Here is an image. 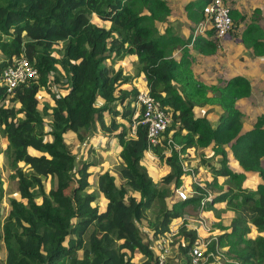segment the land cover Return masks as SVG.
<instances>
[{
    "label": "trees",
    "instance_id": "trees-1",
    "mask_svg": "<svg viewBox=\"0 0 264 264\" xmlns=\"http://www.w3.org/2000/svg\"><path fill=\"white\" fill-rule=\"evenodd\" d=\"M210 2L204 0L195 12L186 5L187 14L203 20ZM170 10L165 0H0V77L21 56L37 69V76L12 94L0 85V128L19 195L9 200L10 209L0 218L4 264H133L137 259L139 264H157L154 243L143 239L138 224L168 191L157 187L142 160L151 150L169 168L163 182L173 181L177 188L184 185L183 158L191 149L217 155V164L204 156L202 164L235 186L204 206L225 203L235 213L228 230L221 228L208 250L216 253L218 243L235 252L239 264H264V111H253L247 117L252 125L245 128L247 113L237 103L251 95L249 79L235 75L208 85L195 76L186 44L193 40L201 54H211L217 47L214 30H206L212 40L160 33ZM230 15L235 19L238 12L231 9ZM241 39L255 55H264V32L258 25L249 24ZM178 45L182 52L175 59ZM129 55L135 58L132 75L123 74L121 64L112 65ZM141 77L171 119L158 143L150 146L146 126L138 122L142 108L134 106L140 89L133 84ZM60 83L63 93L52 87ZM41 89L53 103L43 101L39 109ZM206 106L220 107L215 125L197 112ZM90 128L114 135L119 146L118 177L107 170L98 174L104 209L87 191L93 162L77 165L65 141V134L81 138V131ZM226 147L240 172L229 167ZM251 172L261 181L249 193L242 183ZM193 182L188 199L174 194L177 201L159 209L160 217L150 222L154 242L172 221L183 218L190 203L200 205L205 189ZM252 228L258 232L254 238L248 236ZM178 236V255H186V264L196 230L183 224ZM234 237L242 243H234ZM166 264L175 263L168 258Z\"/></svg>",
    "mask_w": 264,
    "mask_h": 264
},
{
    "label": "rangeland",
    "instance_id": "rangeland-1",
    "mask_svg": "<svg viewBox=\"0 0 264 264\" xmlns=\"http://www.w3.org/2000/svg\"><path fill=\"white\" fill-rule=\"evenodd\" d=\"M98 22V21H97ZM174 28L177 32H174L175 35L180 33L181 27L180 24H175ZM2 56L0 55V60ZM135 58L132 56H126L121 60V62L117 59V61H113L112 65L117 62V64H122L123 74L132 75L134 70L132 68ZM142 78L136 79L134 81V86H138L137 88H141ZM136 84V85H135ZM130 85L127 84L125 87H129ZM52 87L61 93L64 92V85L57 84L52 85ZM264 93V90H263ZM258 96V94H257ZM257 96L251 97L249 100H245V103L253 107L252 102H255L256 105H261L264 108V96L258 98ZM39 105L38 108L40 109L42 106V102H53L50 100L48 94L45 93V90L41 89L39 91ZM256 105L254 107H256ZM245 111L248 108L243 107ZM198 113H209L210 122L215 124L218 121V114L215 113L211 108H200L197 110ZM248 113V112H247ZM249 114L246 115V120H244V125L251 127L252 120L247 118ZM47 119V118H45ZM106 122H109V117H105ZM48 122V120H46ZM171 124V122H170ZM133 128H131V134L134 135L132 132ZM114 135L107 134L106 132L100 129H83L81 131V138L73 133L65 134V141L69 144L71 151L75 154L77 159V165H79L82 161L87 160L93 162L92 168V176L90 177L91 186L87 189L88 192H93L96 195V203L100 206L101 209L105 208L106 200L103 195L98 191L97 187V179L98 174L103 170L110 171L112 174L117 176V166L121 163L119 158V146L117 140ZM47 139H51L50 135L46 136ZM6 148V139L2 133L0 128V180H1V189L0 192V218L4 219L7 215L10 206L9 200L11 198L19 199V195L17 193V182L13 179L10 174L12 173L11 168L9 167V161L7 155L5 153ZM228 156H229V167L233 170L235 168V163L233 157H231V152L228 147H226ZM169 153V150L167 151ZM202 156L209 157L212 164H217V160L219 157L209 151L198 149L196 152L194 150L189 151V155L187 157H182L183 162L185 164L186 172L182 177L184 186L191 191V185L194 184L193 181H196L201 186L205 187L206 189L210 190L212 195L215 196L219 193L225 192L229 189V187H235L228 180L224 179L223 177L215 176L211 182L208 181V178L213 175L210 170L206 168L201 162ZM212 158V159H211ZM142 165L147 169L149 175L154 180L155 184L158 188L164 187L167 189L168 194L162 199L157 200L154 207L148 211V219L142 220L138 226L141 230L142 237L146 242H149L152 246L154 243L153 238V230L150 227V222H154L157 220V217H160L159 209H166L172 206V204L177 201L175 197V186L173 181L164 183L163 179L165 178L166 174L169 172V168L164 165L163 162L159 160V158L150 150L145 158L142 160ZM262 165L264 167V161H262ZM118 177V176H117ZM261 180L257 177V174L254 172L248 173L246 179L243 181L242 185L247 189L249 193L253 192L256 188L257 183ZM117 182L119 183L120 180L117 178ZM46 190L49 189L48 181L45 184ZM234 202L239 204V197H236ZM200 208V205L197 202L190 203L187 208H185L183 218L176 219L174 228L178 231L179 227L183 224L194 226L197 224L198 226V219L196 217L201 218L202 216L206 219L208 224L210 225V230L205 234L208 236V239L216 238L221 233V228H225L228 230L229 224H231V219L234 217L235 213L233 212V208L226 205L225 203H216L212 207H204L200 210V214L197 209ZM257 230L252 228L250 234L248 235L251 238L257 236ZM171 241V248H170V256L169 261L178 258L177 255V247L176 241L179 240L178 233L173 236ZM234 243L239 242L237 237L232 238ZM238 253V251H237ZM6 256V250L2 243H0V264H4ZM212 261H209L208 258L202 261V264H239L237 259V254L232 251H228L225 246H219L218 243L216 244V253ZM139 258V257H138ZM133 264H139V262H133Z\"/></svg>",
    "mask_w": 264,
    "mask_h": 264
},
{
    "label": "crops",
    "instance_id": "crops-1",
    "mask_svg": "<svg viewBox=\"0 0 264 264\" xmlns=\"http://www.w3.org/2000/svg\"><path fill=\"white\" fill-rule=\"evenodd\" d=\"M166 3L171 8L170 14L167 17L166 21L160 26V33H164V31L173 34L174 36H178L180 39L185 40L189 39V37L194 34L196 36H200L206 40L215 39L212 35H208L207 29H211L208 26V22L204 19H199L198 14H187V9L185 8L188 5L192 12H195V8L203 4L204 0H165ZM232 10H236L238 15H236L233 20V30L224 38L215 39L217 41V47L215 51L211 54H201L197 47L194 46L193 40L192 42H188L186 44L189 53L192 56V65L191 68L195 74V76L201 80L202 82L210 85L217 84L218 82H224L228 80L232 76L235 75H243L246 76L251 84L252 92L248 98H245L237 103L238 107L244 113L252 115L253 111L256 114H260L264 111V108L261 105H256L255 102H252L253 107L251 108L245 103V100L251 99L253 96H257L261 98L264 96V55L257 56L253 53L251 48L246 47L241 39L242 32L246 29L249 24H256L258 27L264 32V0H224ZM190 10V9H189ZM200 23H205L206 27L204 31L195 33L196 27ZM175 24H180L181 30L180 33L175 35L174 32H177L174 28ZM182 52V45H178L172 53V57L175 59H179ZM130 56V55H129ZM133 57V56H132ZM121 62V61H120ZM122 66V64H121ZM142 78L141 88H146V81L144 77ZM136 85V84H135ZM138 87V86H136ZM140 89V88H139ZM256 105V107H254ZM218 115L221 113L220 107L218 106H206L203 108L209 109L211 108ZM243 107L248 108L247 111L243 109ZM253 113V114H254ZM207 117L210 121L209 113H207ZM250 119V118H249ZM252 120V119H251ZM217 123V122H216ZM215 123V124H216ZM212 125H215L211 123ZM250 127L247 126V129ZM207 151V150H206ZM229 157V156H228ZM235 168L233 171L240 172L239 166L234 162ZM214 175H211L208 178V181L211 182L214 178ZM205 189V195H209L211 199L214 197L210 190ZM208 193V194H206ZM177 199V198H176ZM210 199V200H211ZM207 201V202H210ZM205 203V205L207 204ZM203 208L197 209L199 214L201 215L200 210ZM202 216V215H201ZM198 221L200 220L197 218ZM204 220V226H198L196 229L197 237L203 238L204 240H209L208 236L205 234L210 230V225L206 221V219L202 216ZM176 220L172 221L175 222ZM171 223L172 228H174ZM191 229H193L196 225L191 226L188 225ZM215 238V237H214ZM178 255V252H177ZM141 257V256H138ZM186 255H178L177 259L169 262H174L175 264H185ZM138 262V259L135 261Z\"/></svg>",
    "mask_w": 264,
    "mask_h": 264
},
{
    "label": "built area",
    "instance_id": "built-area-1",
    "mask_svg": "<svg viewBox=\"0 0 264 264\" xmlns=\"http://www.w3.org/2000/svg\"><path fill=\"white\" fill-rule=\"evenodd\" d=\"M230 10L229 5L224 0H211L204 10L205 20L208 22V26L214 30V36L218 39L224 38L233 30V20L230 15ZM205 27V23H200L198 27H196L195 33L204 31ZM194 36H196V34H194ZM36 76V67H34L26 57L21 56L14 58L13 61L2 70L0 85L6 88L8 94H12L19 84L30 78H35ZM134 106L138 109L142 108L141 117L138 122L146 126L149 146L157 144L161 133L166 130L171 122L166 108L160 107L158 103L155 102L149 94L147 87L139 90ZM132 128V132L134 133L135 124ZM183 169L186 172L184 162ZM191 194H193V191L191 190L189 192L184 185L175 189L176 197L181 200L188 199ZM210 199L211 197L209 195L204 194L200 202V207L202 208ZM199 219L198 226L203 227L204 220L202 217ZM198 226H195L193 229H198ZM177 233L178 231L175 228L170 227L169 230L157 236L154 242L155 249L157 250V264H166L170 256L171 238ZM214 239L216 238L204 240L198 236L187 253L188 258L186 264H202L203 260L210 256H214V253L208 250V244Z\"/></svg>",
    "mask_w": 264,
    "mask_h": 264
},
{
    "label": "clouds",
    "instance_id": "clouds-1",
    "mask_svg": "<svg viewBox=\"0 0 264 264\" xmlns=\"http://www.w3.org/2000/svg\"><path fill=\"white\" fill-rule=\"evenodd\" d=\"M202 187H203V186H202ZM203 195H204V193H202V196H203ZM211 200H212V199H211ZM211 200H210V201H211ZM204 206H205V205H204ZM204 206H203V207H204Z\"/></svg>",
    "mask_w": 264,
    "mask_h": 264
}]
</instances>
